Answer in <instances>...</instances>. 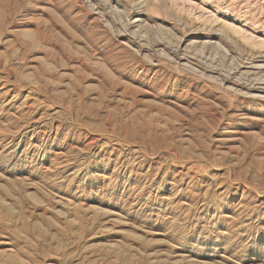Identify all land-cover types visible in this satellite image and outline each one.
Listing matches in <instances>:
<instances>
[{
    "label": "rangeland",
    "instance_id": "obj_1",
    "mask_svg": "<svg viewBox=\"0 0 264 264\" xmlns=\"http://www.w3.org/2000/svg\"><path fill=\"white\" fill-rule=\"evenodd\" d=\"M263 99L264 0H0V264H264Z\"/></svg>",
    "mask_w": 264,
    "mask_h": 264
},
{
    "label": "bare ground",
    "instance_id": "obj_2",
    "mask_svg": "<svg viewBox=\"0 0 264 264\" xmlns=\"http://www.w3.org/2000/svg\"><path fill=\"white\" fill-rule=\"evenodd\" d=\"M257 95V94H256ZM259 96V95H258ZM252 97V96H251ZM264 100V99H263Z\"/></svg>",
    "mask_w": 264,
    "mask_h": 264
}]
</instances>
